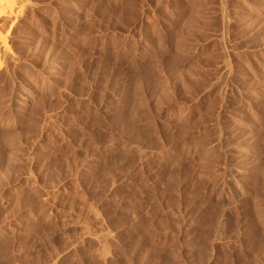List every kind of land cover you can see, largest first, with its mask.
I'll return each mask as SVG.
<instances>
[{
  "label": "rangeland",
  "instance_id": "rangeland-1",
  "mask_svg": "<svg viewBox=\"0 0 264 264\" xmlns=\"http://www.w3.org/2000/svg\"><path fill=\"white\" fill-rule=\"evenodd\" d=\"M25 1L0 264H264V0Z\"/></svg>",
  "mask_w": 264,
  "mask_h": 264
},
{
  "label": "bare ground",
  "instance_id": "bare-ground-1",
  "mask_svg": "<svg viewBox=\"0 0 264 264\" xmlns=\"http://www.w3.org/2000/svg\"><path fill=\"white\" fill-rule=\"evenodd\" d=\"M28 2H29V0H27ZM30 5V3L28 4L25 0H0V16H4V15H8L9 16V14L10 15H13L14 13H15V15H16V11L19 13L20 12V10H24L25 9V5ZM24 7V8H23ZM15 9H17V10H15ZM22 10V11H23ZM13 11H15L13 14H12V12ZM21 14V13H20ZM7 16V17H8ZM5 18V17H4ZM15 19V18H14ZM17 19V18H16ZM15 19V20H16ZM1 21V20H0ZM5 21V20H4ZM2 23V22H1ZM0 23V24H1ZM2 25V24H1ZM1 27L2 26H0V30H1ZM4 31V30H3ZM8 33V32H7ZM5 34V33H4ZM18 36V35H17ZM8 39V38H7ZM7 39H6V35H3L2 34V32L0 31V53L2 52L4 55H6V54H8V56H10L9 55V52H10V50H11V47H9L8 46V42H7ZM2 53H1V58L2 57H4V56H2ZM12 55H14V54H11V56ZM5 58V57H4ZM13 58V57H12ZM10 59V58H9ZM8 59V60H9ZM14 59V58H13ZM5 60L6 59H4V62H5ZM10 61V60H9ZM63 61V60H62ZM65 61V60H64ZM0 62H2L1 60H0ZM4 62H2V64L4 63ZM1 64V63H0ZM1 64V65H2ZM6 63H4L3 65H5ZM2 65V66H3ZM7 65V64H6ZM62 65V63H58V66H61ZM56 67V66H55ZM55 67H52L51 69H52V71H53V69H56ZM58 68V67H57ZM52 71H51V73H52ZM54 74L56 73V72H53ZM50 75H52V74H50ZM182 76V75H181ZM56 78V77H55ZM53 81V80H52ZM181 81V80H180ZM57 82V81H56ZM35 83V82H34ZM43 88V87H42ZM33 89V88H32ZM31 91V90H30ZM33 91V90H32ZM36 91H37V89H36ZM35 92V91H34ZM167 93V92H166ZM33 94V93H32ZM35 95V94H34ZM185 95V94H184ZM176 97V96H175ZM172 99V98H171ZM194 100V99H193ZM29 102V101H28ZM25 103H27V102H25ZM25 105V104H24ZM23 107V106H22ZM184 107V106H183ZM23 108H25V107H23ZM145 114V113H144ZM185 124V123H184ZM143 139H144V137H143ZM151 144V143H150ZM256 144V143H255ZM143 145V144H142ZM151 146V145H150ZM141 147V146H140ZM139 147V148H140ZM157 146H155V148H156ZM145 148V147H144ZM147 148H149L150 149V147H148V145H147ZM153 148V147H152ZM152 148H151V150H152ZM154 148V149H155ZM143 149V148H142ZM141 149V150H142ZM144 150V149H143ZM146 150V149H145ZM156 150V149H155ZM12 151V150H11ZM140 151V150H139ZM158 151V150H157ZM146 152V151H145ZM142 153V152H141ZM155 153V152H154ZM10 155V154H9ZM140 155V154H139ZM145 155V154H144ZM141 157V156H140ZM147 157V156H146ZM14 158V157H13ZM146 159V158H145ZM252 167V166H251ZM202 168V167H201ZM248 169V168H247ZM238 173V172H237ZM239 175H241V174H239ZM7 184V183H6ZM239 187V186H238ZM241 188V187H240ZM71 222V221H70ZM60 224V223H59ZM66 224V223H65ZM71 224V223H70ZM62 225V224H61ZM60 225V226H61ZM71 226L69 225L68 226V228H70ZM59 228V227H58ZM67 227H62V228H59L58 230H59V233L58 234H62V232H69V229H66ZM72 229H77V228H72ZM72 229L70 228V230H71V232H72ZM53 264V263H52Z\"/></svg>",
  "mask_w": 264,
  "mask_h": 264
}]
</instances>
